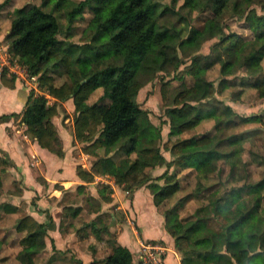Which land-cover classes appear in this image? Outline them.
Returning a JSON list of instances; mask_svg holds the SVG:
<instances>
[{"label":"trees","instance_id":"obj_1","mask_svg":"<svg viewBox=\"0 0 264 264\" xmlns=\"http://www.w3.org/2000/svg\"><path fill=\"white\" fill-rule=\"evenodd\" d=\"M230 0H216L217 8L222 10ZM100 5L98 13L93 15L88 23L91 33L89 43L76 44L62 40L58 16L43 10L44 3L40 6L26 4L18 8L10 22L7 39L10 40L9 50L18 62L27 68L30 76L36 77L38 86L43 93L49 95L53 102L48 103L44 94L29 92L27 101L20 115V122L26 127V132L35 139L38 145L55 154L62 156V144L56 128L52 122L58 114L59 103L72 100L74 107V138L79 144L83 154L96 158L92 170L97 175H110L115 184L132 189L148 185L150 176L146 168L155 166L170 167L172 164L180 168L196 170L197 182L205 178L203 161L200 151L211 144L208 134L182 138L181 135L195 129L203 119L213 118L217 121L220 117L231 112L227 106L218 113L216 107L204 109V103L215 93L213 82L207 80L206 72L210 65L218 64L220 75L228 80V87H239L238 93L246 86H251L257 91L259 98H264V71L262 60L264 58V14L257 15L249 9V0H241L242 5L236 10L241 12L240 18L246 24V29L251 32V37L246 39L234 33L223 34L217 42L222 50L211 62H203L206 56L194 54L188 73L192 77L190 84L181 83L174 94L168 95L166 86L160 88L161 99L166 104L169 132L163 148L173 158L168 162L162 155L159 147H137L125 149L127 141H134L137 135L142 134V116L146 111L141 109L137 102L139 90L151 82L162 68L148 64V57L153 54L155 58L163 57L169 43L174 41V36L157 28L159 19L167 14V10H160L159 6L151 0H81L77 4L69 2L65 12L66 38L73 35L74 24L81 19L90 3ZM194 0H185L184 6L192 5ZM246 5V6H243ZM215 29L220 31L219 25L212 21L206 22L197 36L182 39L178 46L187 51L190 56L199 51L201 44L199 38L205 33ZM98 47L107 51L108 55L120 59L118 65H108L89 75H84L81 80L65 81L59 86L55 85V77L49 71L59 75H68L75 67L84 73L91 63V53ZM190 50V51H188ZM160 60V59H159ZM242 73L241 76H236ZM1 84L9 89H14V76L0 75ZM227 81V80H223ZM100 88L102 95L92 104L87 101L91 91ZM170 97V98H169ZM17 114L3 115L0 119L18 117ZM261 119L253 115L241 121L259 122ZM149 128V127H148ZM150 129H155L150 127ZM144 137V135H141ZM155 138L159 139L157 130ZM119 148L127 153L137 151L138 157L125 162L115 163L112 153ZM102 151L105 157H99ZM5 164V162H4ZM76 175L86 183H92L94 177L81 166L76 167ZM164 185L158 189L151 185L153 203L159 208L163 202L175 194L180 186L176 176L164 172L160 176ZM1 181V180H0ZM158 190H157V189ZM82 190V186L77 188ZM156 189V190H155ZM111 192L106 186L99 191L105 201V196ZM237 194L231 193L219 197L212 205L217 209L218 217L222 218L221 231L215 240L208 241L210 250L196 251L197 242L192 241V236L198 232L194 226L182 229L179 217L172 208L163 214L165 228L174 238L175 249L181 257V264H232L235 258L237 264L242 262L243 253L247 250L248 243L239 233L247 232L253 226L254 216L264 219V179L252 186V193L248 199L239 200ZM217 206H220L217 208ZM91 223V229L97 232V224ZM53 228L52 219L47 216L45 223H37L31 216L22 217L16 224L15 231L22 234L19 245L23 248H33L43 245L47 231ZM103 229L107 230L106 227ZM219 235V237H218ZM235 236V238H234ZM257 249L263 252L256 254L253 259H247V264H254L264 257V230L256 236ZM219 238V239H218ZM219 240L217 248L211 249ZM194 243V244H193ZM199 243V242H198ZM226 251H222V248ZM54 248V246H53ZM208 255V256H207ZM79 264H82L79 262ZM89 264H132V255L128 249L118 244L111 245V253L103 259L93 260Z\"/></svg>","mask_w":264,"mask_h":264},{"label":"rangeland","instance_id":"obj_2","mask_svg":"<svg viewBox=\"0 0 264 264\" xmlns=\"http://www.w3.org/2000/svg\"><path fill=\"white\" fill-rule=\"evenodd\" d=\"M80 1L0 0V37H2L0 39L2 40L0 41V54L7 51L9 55H12L9 50L10 40L7 39L10 22L14 18L16 10L26 4L40 6L44 3L43 10L45 12L54 13L58 16L60 39L76 44L89 43L91 33L88 30V23L93 15L100 10V5L95 2L90 3L81 19H78L73 25V35L66 38L68 36L65 31L67 25L65 17L66 6L69 2L77 4ZM151 1L156 3L160 10H167V14L159 19L157 28L159 31L171 33L174 36V41L167 45L166 53L163 57L158 55L155 58L157 55L153 54L148 57V64H153L162 69L158 71V75L154 80L139 90L136 99L141 109L146 111V114L141 119L144 137L141 136L142 134L137 135L134 141H127L124 148H132L133 145L137 147H159L162 155L170 162L173 158L163 148V144L167 141L166 134L169 127L168 117L166 116V104L168 101L163 102L161 99V86H166L168 95L174 94L181 83L186 85L191 83L192 77L188 70L191 64V57L194 54L206 56V60L203 61L205 63L211 62L214 56L222 52L216 45L221 35L234 33L237 36L248 39L251 37V32L246 29L245 22L239 17L241 12L237 13L238 10H236L242 5L241 0H230L222 10L217 8L216 0H194L193 4L187 7L184 6L185 0ZM249 2L250 4L247 5L249 9L254 10L257 15L264 14V0H249ZM208 21H212L215 25L218 24L220 31L215 29L202 35L198 40L201 44L199 51L197 50L196 53L190 56L187 51L179 48L178 44L182 39L191 35L197 36L198 31H201ZM106 52V50L103 51L102 47L96 48L90 54L92 60L84 73H80L75 67L72 68L71 73L68 75H59L58 73H53V71H49V73L53 74L55 85L59 86L71 79L81 80L84 75H89L108 65L121 63L116 56L108 55L109 53ZM12 57L15 60L14 58L16 57L13 55ZM261 65L264 71V58ZM219 70L218 64H212L206 72L207 80L213 82L215 93L205 101L203 108L216 107L217 112L220 113L221 109L227 106L231 112H226L218 121L213 118H205L195 129L181 135L182 138H188L208 134L212 139L211 144L199 153V159L203 161L202 170L206 174L205 178H201L198 181L199 185H202L200 187L198 184L196 185L197 173L194 169L180 168L172 164L167 168L166 166H155L145 170L151 178L150 183L157 186L158 189L164 185L163 179H160L164 172L168 173V175L176 176L180 186L179 190L169 197L166 202H163L158 209L163 214L171 208L175 210L182 229L195 226L198 232L192 236L191 240L197 242L196 244L193 243L196 246L195 250L201 252H205L206 249L210 250L207 247V240H210V242L215 240L216 235L222 232L220 228L222 218L218 217L217 209H214L212 204L219 197L231 193L237 194L239 200L248 199L252 193V186L264 179V98H259L257 91L250 85L246 86L240 93H238L239 87H228V80H231L230 78L234 76L224 79L220 75ZM241 75L242 73H238L236 76ZM6 77L10 78L11 76L6 75ZM17 84L21 89L26 88L28 94L31 91L37 95L44 94L48 99V103L52 104L53 99L41 91L36 77L29 86H22L19 82ZM101 95L102 90L100 88L92 89L87 103L96 102ZM59 110L60 116L55 120V123L60 124L61 128L66 127V124H70V128H72V125H74L72 105L64 103L60 105ZM67 113L70 116L66 119ZM253 115L258 116L261 120L259 122L241 121L242 117L247 119ZM14 124L18 125L19 123L16 122ZM150 127L155 129H150ZM155 130L159 134V139L154 136ZM72 143L74 144V139ZM83 145L80 144V146ZM79 152L77 148L73 153L77 154ZM98 156L101 158L105 157L102 151H99ZM109 156H112L115 163H119L125 160V162L127 160L131 161L138 157V154L137 151L127 153L126 150L119 148V151ZM86 162L88 163L89 159ZM8 163L5 156L0 153V264H79L80 260L73 253L72 247L74 245L72 243L68 249L67 247L62 248L64 253L61 254L57 250H53V246L54 249L56 247L54 243L53 245L51 244L53 240L49 237L43 245L29 249L23 248L19 245L22 234L17 233L15 227L22 217L30 215L37 207L44 208L42 206L51 205L50 207L57 208L54 211L56 224L61 221L65 223V228L77 230L80 226L89 222L88 212L95 208V203L89 199L90 190L86 187L85 192H81L78 195L75 190L70 192L62 188L59 193L47 189H42L39 193L29 190L25 191L23 176L17 175L15 170H11V166ZM105 180H107V177H104L103 181ZM56 188L58 189L59 187ZM105 196L107 198V192H105ZM40 199H44L43 202ZM100 200H102L101 208L105 213L101 218L102 221L97 226L101 228L102 236L104 237L105 235V241L99 249L100 252L103 250L104 252L100 253L97 256L98 258L110 251L109 245L113 240V235L103 229V227H107V229L111 227L116 232L125 222L122 212L110 210L113 208H109L104 204L105 198L100 197ZM45 202L48 204H45ZM63 206L65 207L62 208ZM111 215L114 216L115 223L111 222ZM252 222V228L247 230V232L237 234V236H244V240L248 243L247 250L245 252L241 251V255L243 253V262L246 258L253 259L256 254H263L259 248L257 249L255 236L264 230V219L257 215L253 217ZM124 230H129V228H124ZM84 242L85 240L82 241V244ZM219 243L218 240L211 249L217 248ZM83 246L85 247L86 244ZM78 247L80 245L76 244V248ZM84 247L83 249L87 251ZM50 250L53 252L52 255H50ZM221 250L226 251L224 247ZM88 251L91 252L90 250ZM94 259L96 258L94 257Z\"/></svg>","mask_w":264,"mask_h":264},{"label":"crops","instance_id":"obj_3","mask_svg":"<svg viewBox=\"0 0 264 264\" xmlns=\"http://www.w3.org/2000/svg\"><path fill=\"white\" fill-rule=\"evenodd\" d=\"M17 83L15 81L14 89H9L4 87L0 81V117L10 114L19 115L18 117L0 119V153L5 156L7 163L9 162L10 169L15 170L17 175L23 176V187L25 191L29 190L39 193L42 189H47L59 193V190L62 188L70 192L75 190V193L78 195L81 192H85L87 187L91 192V194H88L89 199L95 203V208L88 212V216L90 217L89 222L80 226L77 230L65 228V223L61 221L59 224H56V218L54 217L56 207H50V204V206H42L44 208L37 207L28 216H31L37 223H45L47 216H49L53 222V228L47 231L44 242L49 237L53 240L51 244L53 245L54 243L56 247L53 250H57L60 254L64 253L62 248L67 247L68 249L72 243L74 245L72 247L73 253L82 264H89L93 260L103 259L110 255L112 244H118L128 249L132 255V264H136L139 243L143 241L157 242L165 249L164 264H181L180 254L175 249L174 238L165 228L163 213L153 203V191L149 187L152 184L149 183V186L144 185L128 190L115 184L114 179L110 175L101 176L95 174L92 170V165L96 159L81 152L80 148L82 146L74 138V125L70 128L71 125L66 124V127L61 128L60 124L55 123V120L60 116V110L53 117L52 122L61 141L63 154L62 156H56L46 149L41 148L37 141L31 138L26 132L25 125L20 122V115L27 101L28 90L26 88L21 89ZM64 103H70L73 107L72 100H68L59 103L58 109ZM68 116L70 115L67 113L66 119ZM16 122L19 124H14ZM73 139L74 144L72 143ZM77 148L80 154L73 153ZM87 159H89L88 163L86 162ZM77 166H81L93 175L94 180L92 183H86L76 175ZM104 177H107V180L103 181ZM81 186L82 190L79 191L77 188ZM104 186L111 190L108 194L109 201L104 200V204L109 208H113L110 210L122 212L125 222L116 232L111 227L107 229L113 235V240L109 245L110 251L104 256H101V258H98L97 256L104 252V250L100 252L99 249L105 241V235L104 237L102 236V230H99L97 235V232L91 229V223L97 221L99 216H104L105 211L101 208L102 200H100L101 195L99 194V189ZM56 187L59 188L57 189ZM55 196L57 197L56 194ZM43 200L40 199L42 202ZM45 204L48 203L45 202ZM110 219L111 222L115 223L113 215H111ZM124 228H129V230H124ZM83 240L85 242L82 244ZM76 244H79L80 247L76 248ZM85 244L86 246L84 247L83 245ZM52 253L50 250V255ZM213 263L211 262L209 264ZM231 263L237 264L235 258H231ZM240 264H247V259L244 262H240ZM254 264H264V257L258 259Z\"/></svg>","mask_w":264,"mask_h":264},{"label":"built area","instance_id":"obj_4","mask_svg":"<svg viewBox=\"0 0 264 264\" xmlns=\"http://www.w3.org/2000/svg\"><path fill=\"white\" fill-rule=\"evenodd\" d=\"M4 51L0 54V73L7 76H14L22 86H29L35 77L28 74L27 68L20 64L16 58ZM35 88V87H34ZM163 246L157 242L143 241L139 243L136 264H164Z\"/></svg>","mask_w":264,"mask_h":264}]
</instances>
